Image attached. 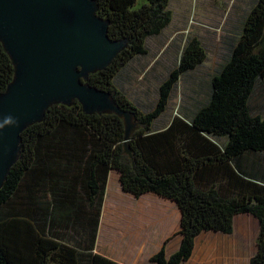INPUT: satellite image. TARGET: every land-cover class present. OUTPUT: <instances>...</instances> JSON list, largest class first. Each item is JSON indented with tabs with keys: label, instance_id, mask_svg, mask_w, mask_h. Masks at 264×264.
<instances>
[{
	"label": "trees",
	"instance_id": "obj_1",
	"mask_svg": "<svg viewBox=\"0 0 264 264\" xmlns=\"http://www.w3.org/2000/svg\"><path fill=\"white\" fill-rule=\"evenodd\" d=\"M108 20V36L127 47L88 82L110 92L140 127L124 147V128L114 114H86L71 106L48 108L41 122L21 133L22 151L0 189V264H120L94 252L108 172L116 169L124 191L153 192L173 200L181 213V242L165 255V243L150 257L155 264H180L203 231L232 232L236 214L259 222L250 264H264V115L248 101L264 78V0L249 10L228 60L210 80L207 101L191 116L154 122L166 109L180 76L205 59L196 38L183 47L177 67L160 84L150 111L141 112L114 83L145 40L170 23L169 0H95ZM13 67L0 43V93ZM169 240V239H168Z\"/></svg>",
	"mask_w": 264,
	"mask_h": 264
},
{
	"label": "water",
	"instance_id": "obj_2",
	"mask_svg": "<svg viewBox=\"0 0 264 264\" xmlns=\"http://www.w3.org/2000/svg\"><path fill=\"white\" fill-rule=\"evenodd\" d=\"M95 0H0V43L13 74L0 93V189L22 151L21 133L56 104L77 101L86 114H114L124 128V147L140 127L112 94L88 82L124 50L126 39L108 36V20Z\"/></svg>",
	"mask_w": 264,
	"mask_h": 264
},
{
	"label": "rangeland",
	"instance_id": "obj_3",
	"mask_svg": "<svg viewBox=\"0 0 264 264\" xmlns=\"http://www.w3.org/2000/svg\"><path fill=\"white\" fill-rule=\"evenodd\" d=\"M138 0L134 8L140 6ZM256 0H169L170 23L158 35L145 40L146 54L132 58L116 75L115 86L141 112L155 106L160 84L177 67L186 43L196 38L205 59L180 76L172 89L165 111L154 127L166 125L173 116H191L209 97L211 77L228 60L242 32L244 20ZM253 115H264V78L258 79L249 98ZM245 264H250L246 262ZM243 264V261H241Z\"/></svg>",
	"mask_w": 264,
	"mask_h": 264
},
{
	"label": "crops",
	"instance_id": "obj_4",
	"mask_svg": "<svg viewBox=\"0 0 264 264\" xmlns=\"http://www.w3.org/2000/svg\"><path fill=\"white\" fill-rule=\"evenodd\" d=\"M119 175L116 169L108 172L94 252L120 264H155L150 257L167 240L165 255L169 257L181 242L177 204L153 192L136 197L122 189ZM258 232L259 222L253 215L236 214L231 233L201 232L190 257L180 264L250 262L257 250Z\"/></svg>",
	"mask_w": 264,
	"mask_h": 264
},
{
	"label": "clouds",
	"instance_id": "obj_5",
	"mask_svg": "<svg viewBox=\"0 0 264 264\" xmlns=\"http://www.w3.org/2000/svg\"><path fill=\"white\" fill-rule=\"evenodd\" d=\"M15 123L11 117L6 118L3 123H0V128H3L5 125Z\"/></svg>",
	"mask_w": 264,
	"mask_h": 264
}]
</instances>
